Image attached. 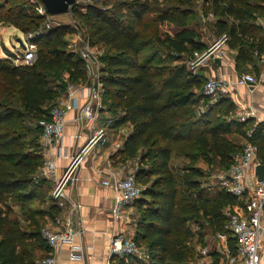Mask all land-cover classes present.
<instances>
[{
    "label": "trees",
    "instance_id": "1",
    "mask_svg": "<svg viewBox=\"0 0 264 264\" xmlns=\"http://www.w3.org/2000/svg\"><path fill=\"white\" fill-rule=\"evenodd\" d=\"M193 1L162 0L161 5L158 0H92L83 11L74 4L70 13L76 18L75 29L69 24L46 28L45 16L30 0H0V23L32 35L28 40L36 47L30 64H15L10 53L0 57L2 264H23L29 257L28 238L46 244L40 234L41 218L53 219L60 211L50 195L51 182L39 174L44 163L40 121L50 120V109L69 85L88 79L84 60L64 39L76 31L90 45L109 49L101 56L99 69L102 104L114 116V126H131L114 157L126 162L138 156L135 178L146 185L133 203L132 237L146 256L129 257L127 263L115 259V263L191 264L196 246H205L207 236L215 233L226 236L228 252L235 255L236 240L227 226L225 208L236 204V197L220 187L210 195L201 181L210 174L193 164L175 165L173 158H201L222 172L242 150L243 144L235 139L245 140L253 127L250 139L264 164V122L234 119L231 99L222 95L210 102L203 95L206 78L187 66L193 52L204 47L200 34L188 23ZM203 1L204 14L213 15L214 33L226 34L227 46L236 52V71L250 65L258 74L254 52H264V29L255 20L264 16V0ZM150 13L156 23H170L174 33L162 34L158 29L146 33ZM201 105L205 109L197 117ZM176 171L182 175L176 176ZM9 199L19 207L20 216L14 215ZM210 254L218 262L220 254Z\"/></svg>",
    "mask_w": 264,
    "mask_h": 264
},
{
    "label": "built area",
    "instance_id": "2",
    "mask_svg": "<svg viewBox=\"0 0 264 264\" xmlns=\"http://www.w3.org/2000/svg\"><path fill=\"white\" fill-rule=\"evenodd\" d=\"M30 1L35 4L36 11L45 16V27L49 28L51 25L48 19L51 15L47 14L44 5L39 0ZM75 3H77V0H75ZM207 17L213 19L211 13ZM258 24L264 26V18H258ZM31 36L29 35L26 42H24L21 57L13 59L15 64H30L35 59V44L28 40ZM79 40L78 49L72 47L71 43L70 45L84 60L88 79L82 88L69 85L66 90V95L70 102L76 97L78 92L85 99L77 120L83 118L89 120L92 123V134L88 137L84 145H82L79 152L71 157V161L62 175L56 177L55 165L49 160L44 162L43 170L40 172V175L43 177L55 179L50 195L60 209L69 204L70 211H76L80 207L79 203L69 200L66 194L68 183L75 180L74 171L77 164L89 150L106 141V127L94 126L96 115L103 108L101 99L102 84L99 80L100 73L95 69L96 66H99L100 60L93 52V46L85 38L79 37ZM227 40L228 36L221 34L216 37L214 43L209 48L203 51L195 50L187 62L188 68L193 73H196L201 66L206 65L207 60L213 55L215 50L225 45ZM254 54L258 57L259 64L264 67V52L257 53L255 51ZM217 57H223V55L220 54ZM256 83L257 78L249 72L237 75L232 81L226 80L220 75L211 76L206 79L202 91L203 95L208 97L210 102H213L218 97L227 93L229 88L246 84L255 85ZM204 109V105L199 107V111L201 112ZM49 114V121H40V124L43 126V134L40 140L43 147L59 143L65 127L66 110L64 108L55 105L50 109ZM251 114L252 110L239 111L238 120L244 122L250 118ZM253 129L251 127L247 130V137L242 150L233 155L232 164L218 175V186L227 193L234 195L238 201L242 200L243 202L242 207L234 209L227 207L225 209V214L228 219L227 226L236 240L235 255L229 254L226 245V236L224 234L215 233L211 235L218 242H222L217 252L225 258L226 264H260L259 248L263 231L264 181L257 182L251 188H248L246 182L247 171L260 164L257 159L258 147L250 139ZM64 156L67 157V154L64 153ZM101 183L115 192L114 206L112 209L115 217H118L125 206L133 205L134 201L141 196L143 190L137 183L134 172H129L124 177H108L103 179ZM78 232L73 228L70 219L62 220L59 216H55L50 225L42 227L40 234L45 243L54 250L60 245L71 244ZM108 251L109 264H113L115 259H125L127 263L129 257L136 256L138 258H144L146 256L145 250L135 243L132 236L124 234H117L110 239ZM210 253L211 250L207 244L205 246L197 245L195 258L191 264H212ZM70 257L73 259H81L80 248H74L70 253ZM0 264H2L1 261ZM41 264H55L54 254L50 253L49 256L41 261Z\"/></svg>",
    "mask_w": 264,
    "mask_h": 264
},
{
    "label": "crops",
    "instance_id": "3",
    "mask_svg": "<svg viewBox=\"0 0 264 264\" xmlns=\"http://www.w3.org/2000/svg\"><path fill=\"white\" fill-rule=\"evenodd\" d=\"M69 35L70 37H67ZM76 36L77 34L70 33L66 34L64 39L68 43H75ZM235 53L229 58L213 55L207 64L201 66L197 72L206 79L211 76L220 75L230 81L244 72L255 75L257 78L255 85L235 86L229 88L224 95L235 104V110H252L249 119H253L254 123L264 122V67L258 62V74L251 69L250 65H248L246 70L238 73L234 65ZM85 84L86 82L76 84L75 86L82 88ZM84 102L85 99L81 97L80 92L76 94V97L71 102L68 101L66 92L57 99V105L66 110L62 139L59 143L47 147L41 145L44 162L49 160L54 163L56 177L63 174L71 161V157L79 152L82 145L92 134V123L89 120L85 118L77 120ZM113 117L106 106L103 105V108L96 115L94 126L106 127V141L103 144L95 146L82 156L74 171L75 180L69 182L66 187L68 199L79 203V209L70 211V205L67 204L64 208L60 209L57 215L62 220L70 219L73 228L79 231L78 234L74 237L71 244L60 245L54 250L47 244H34V240L28 238L26 240L28 243L26 251L29 253V257L24 259L23 264H41V261L49 256L50 253L54 254L55 264H109L108 249L110 239L117 234L133 237L136 230L134 204L125 206L118 217H115L112 213L115 192L101 183L103 179L108 177H124L129 173V167L126 162H120L118 161V157L114 156L122 148L126 136L131 131V126L127 123L114 126ZM123 126L125 129H122ZM235 141L239 144H244L245 142L241 137H238ZM64 153L67 154V157L64 156ZM43 167L44 163L39 174L43 170ZM254 168L255 166L247 171L246 182L248 188L255 186L259 182ZM48 180L51 182L52 190L55 179ZM242 204V200H237L236 204L227 207L234 209L242 207ZM52 220L47 215L41 218L44 226L50 225ZM22 223L24 225L27 224L23 220ZM262 225L263 231L259 248L260 264H264V209L262 213ZM208 241L206 244H208ZM220 244L222 242H218L214 247L210 245L211 252L218 251ZM77 247L80 248L81 259L70 257V253ZM210 260L212 264H226L225 258L221 257V254L219 255L218 262H214L211 254ZM113 264H116L115 260Z\"/></svg>",
    "mask_w": 264,
    "mask_h": 264
},
{
    "label": "rangeland",
    "instance_id": "4",
    "mask_svg": "<svg viewBox=\"0 0 264 264\" xmlns=\"http://www.w3.org/2000/svg\"><path fill=\"white\" fill-rule=\"evenodd\" d=\"M91 1L92 0H77V3H75V4L77 7H79L80 10L83 11L84 5L88 2H91ZM158 3L163 5L162 0H158ZM258 4L261 5V2ZM192 5H193L192 9L194 11V14L188 19V23H189L190 27H193L194 29H196L198 31V33L200 34V43H202V45H204V47L202 50H199V51H203V50L209 48L214 43V40L216 39L217 35L214 33L213 29L210 26L212 19H209L207 17L208 15H205L203 10H202V8L206 6L204 1L203 0H194ZM154 16H155L154 13H150L146 17V21L149 22V25H150L145 30L146 33H148L150 35L154 29H158L162 34L167 32V33L172 35L174 33L173 32L174 28L170 23H167V22H165V23L157 22L156 23V21H152L151 17H154ZM258 18H264V16L261 15L259 17H256V20H255V23L264 29V26L258 24ZM48 20H49L50 25L69 24V25L73 26L75 29L77 28L76 27V25H77L76 18L74 16H72L70 11L67 14L51 16V17H49ZM45 22H46V18H45ZM72 33L77 34L76 42L71 43L72 47L78 49L79 43H80L79 37H82V35L78 31L72 32ZM68 34H70V33H68ZM29 35L30 34L25 35V34L19 32L16 28H14L13 26H10L6 23H0V57H7L9 55V53L11 55H13L12 56L13 59L21 57V53L23 52L24 42H26L27 37ZM67 37H70V35ZM19 40L22 41L23 45H21L19 43ZM108 51H109V49L107 47H105L104 45L93 46V52L95 53L96 56H98V58L100 60L99 66L95 67V69H97L98 71L103 65L102 61H101V56L104 55L105 53H107ZM234 52H235V50L230 49L227 46V44L225 43V45H223V46L219 47L217 50H215L213 55L222 54L225 58H229L230 56L234 55ZM213 55H211L210 58H212ZM209 59L207 60V62L209 61ZM238 113H239V111L235 110V112L232 114V117L234 119L238 120ZM201 114L202 113H200V111H199V113H197V117H200ZM124 126L122 129H125ZM121 135H123V134H121ZM231 137L234 139L236 137V135L233 134V136H231ZM186 149H188V148H186ZM173 162H174L173 164L178 165V166H181L183 164H193L194 166L201 168L203 171L208 172L210 174V177L204 176L201 181H203V187H205V189H208L207 192L210 195H212L216 191V189L219 187L218 186V175L221 171H217L215 167L208 166L207 163H205L203 161V159L198 158L196 160H191L190 158L183 155L182 157L173 158ZM126 164L129 167L128 172H134L135 173V171L139 165L138 156L135 157L134 159H128L126 161ZM175 175L180 177L182 175V172L176 171ZM153 177L154 176H151L150 179H152ZM140 186L142 188L146 187V185H144V184L140 185ZM140 197L138 199H140ZM7 203L13 207V212L15 213L14 215L20 216L19 207L16 206L11 199H9ZM33 205L37 206V203L34 202ZM135 216H136V214H135ZM207 238H208L207 241L209 240L208 244H207L209 247H210V245H213V247H214L218 244L217 239L212 237L211 235H208Z\"/></svg>",
    "mask_w": 264,
    "mask_h": 264
},
{
    "label": "water",
    "instance_id": "5",
    "mask_svg": "<svg viewBox=\"0 0 264 264\" xmlns=\"http://www.w3.org/2000/svg\"><path fill=\"white\" fill-rule=\"evenodd\" d=\"M45 7L47 14L51 16L67 14L70 8L74 4L75 0H39ZM19 43L23 45L22 41ZM257 180L259 182L264 181V164H258L254 168Z\"/></svg>",
    "mask_w": 264,
    "mask_h": 264
}]
</instances>
